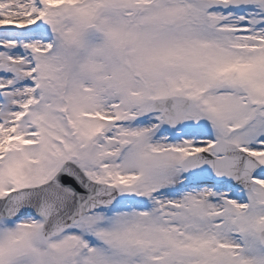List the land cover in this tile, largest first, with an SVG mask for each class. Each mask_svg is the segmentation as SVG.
Here are the masks:
<instances>
[{"label":"snow or ice","instance_id":"1","mask_svg":"<svg viewBox=\"0 0 264 264\" xmlns=\"http://www.w3.org/2000/svg\"><path fill=\"white\" fill-rule=\"evenodd\" d=\"M0 264H264V0H0Z\"/></svg>","mask_w":264,"mask_h":264}]
</instances>
